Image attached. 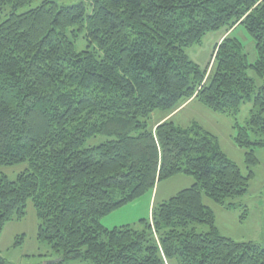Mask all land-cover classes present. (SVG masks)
<instances>
[{
  "label": "trees",
  "instance_id": "16d2710c",
  "mask_svg": "<svg viewBox=\"0 0 264 264\" xmlns=\"http://www.w3.org/2000/svg\"><path fill=\"white\" fill-rule=\"evenodd\" d=\"M34 1L0 0V168L29 165L16 181L0 176V238L32 202L38 241L59 255L47 264H264V246L222 236L203 201L233 208L254 173L244 175L198 125L148 124L194 98L232 116L253 101L235 142L249 169L258 164L264 85L256 93L248 70L264 80V0H91V13L43 0L17 13ZM239 25L256 42L254 64L228 35ZM222 29L208 74L186 49ZM81 35L94 51H76ZM178 175L195 183L155 205L141 228L102 224ZM0 264H11L1 250Z\"/></svg>",
  "mask_w": 264,
  "mask_h": 264
},
{
  "label": "rangeland",
  "instance_id": "374dc122",
  "mask_svg": "<svg viewBox=\"0 0 264 264\" xmlns=\"http://www.w3.org/2000/svg\"><path fill=\"white\" fill-rule=\"evenodd\" d=\"M65 6L78 5L84 3L89 8L91 0H52ZM43 0H35L30 6L18 10V14L25 13L31 9L42 5ZM9 10V8L7 9ZM88 13H91L89 8ZM226 34V30L215 31L207 34L200 45H194L186 49L189 59L195 62L201 71L211 74L214 69L215 51L220 43L221 37ZM231 38L238 39L244 46V53L248 57V62L254 64L258 60L256 42L243 25H239L228 34ZM227 36V35H226ZM75 49L78 53L84 51H94L89 47L84 36L81 35L75 42ZM248 76L255 81L256 93L264 85V80L259 78L254 70H248ZM254 108L253 101H245L237 116L217 113L205 107L198 101L191 104L173 119L177 126L183 128L198 125L204 131L214 135L219 142L223 152L234 161L244 175L250 171L254 177L250 180L249 190L246 195L231 199L234 207L227 209L204 196L203 201L216 215V225L222 236L229 237L238 243L253 242L264 246V148L255 149L258 164L249 169L246 163V151L235 142L238 134L237 125L247 127L251 111ZM163 111L154 112L149 121V128L153 129L159 117H163ZM29 169L27 163L14 167L0 168V176H6L10 181H16L19 174ZM195 183L192 177L178 175L171 179L159 183L156 189L147 195L140 197L134 202L117 209L102 219V224L107 229L120 228L122 226H132L141 228L140 220L151 217L152 208L170 198L176 196L181 191L190 188ZM40 221L37 217L35 207L29 202L26 217L20 222L8 224L0 238V250L2 257L11 264H47L59 259V255L46 244L37 239ZM197 233L209 232L207 226L195 225ZM20 237L24 240L20 241ZM70 264H87L81 261H74ZM170 264H180L177 259L170 261Z\"/></svg>",
  "mask_w": 264,
  "mask_h": 264
},
{
  "label": "crops",
  "instance_id": "0c3cea01",
  "mask_svg": "<svg viewBox=\"0 0 264 264\" xmlns=\"http://www.w3.org/2000/svg\"><path fill=\"white\" fill-rule=\"evenodd\" d=\"M225 36H226V34L223 36V37H221V39H220V42L225 38ZM196 101H198L199 103H201L199 100H197V99H192V100H190V101H188L187 103H185L184 105H182L178 110H176L175 112H173V113H169V114H165L163 117H159V119H158V122H157V124H160V123H162V122H165V121H172L173 123H174V121H173V119L175 118V117H177V115H179L183 110H185V109H187L191 104H193V103H195ZM202 104V103H201ZM203 105V104H202ZM175 124V123H174ZM176 125V124H175ZM151 214H152V212H151ZM170 264V263H169Z\"/></svg>",
  "mask_w": 264,
  "mask_h": 264
}]
</instances>
